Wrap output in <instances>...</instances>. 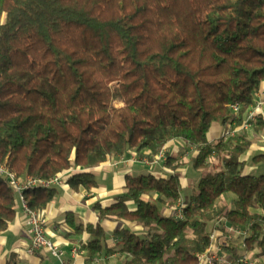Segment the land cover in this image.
<instances>
[{
    "label": "trees",
    "instance_id": "16d2710c",
    "mask_svg": "<svg viewBox=\"0 0 264 264\" xmlns=\"http://www.w3.org/2000/svg\"><path fill=\"white\" fill-rule=\"evenodd\" d=\"M263 80L264 0H0V165L21 179L83 170L65 182L90 189L89 170L108 157L152 159L179 141L198 172L182 216L161 209L173 211L183 187L184 162L168 155L165 177L126 175L114 203L94 206L88 255L101 252L100 222L112 217L141 228L113 231L126 264H198L227 226L244 232L241 254L264 264V173L242 159L251 139L244 129L211 138L243 123ZM252 123L264 129L261 115ZM55 193L23 197L41 212ZM17 201L0 175V232Z\"/></svg>",
    "mask_w": 264,
    "mask_h": 264
},
{
    "label": "crops",
    "instance_id": "0c3cea01",
    "mask_svg": "<svg viewBox=\"0 0 264 264\" xmlns=\"http://www.w3.org/2000/svg\"><path fill=\"white\" fill-rule=\"evenodd\" d=\"M257 93L258 99L263 103L256 110V114L261 115L264 121V80ZM223 129H225L224 126H215L211 138L213 140L219 138ZM247 133L252 142L249 150L255 153H263L264 129L257 131L254 127L253 129L249 127ZM182 147L183 144L181 142L170 141L164 147V157L152 163L143 162V158H145L143 156L147 152H142L143 155H140L133 150L121 155L125 160H122L121 156L108 157L102 164L89 170L93 173L96 181V185L90 189H86L82 185L71 187L66 182L53 186L56 193L41 212L46 218V236L64 252V259L70 264H121L120 261L123 260L122 264H126L125 257L118 251L113 231L122 227H129L136 231L141 228L132 222L112 217L102 219L100 223L105 230L106 238L101 252L91 257L87 253L86 244L92 241L94 236L86 231L85 226L86 224H96L99 221V213L94 206L97 204L104 207L114 203L116 197L124 192L126 175L138 176L152 173L165 177L170 172L164 166L166 157L175 155L182 159L183 154L185 155ZM179 170L183 176V187H186L189 184L188 181L183 183L186 180V172L183 171V167ZM257 170L259 169L256 166L254 167V165H248L247 163V173H254ZM75 172H83V170H75ZM17 199L16 214L13 220L5 230L0 232V264H59L57 259L46 250L38 251L34 254L28 253L30 235L28 233L27 215L20 199L18 197ZM187 199L181 198V203L184 204ZM161 209L168 214L171 212L165 206H162ZM80 225H82L81 229L76 230ZM218 245L219 241L214 246V252L216 251V253L217 249L221 251ZM74 248H76L75 252L73 251Z\"/></svg>",
    "mask_w": 264,
    "mask_h": 264
},
{
    "label": "built area",
    "instance_id": "2783aa9c",
    "mask_svg": "<svg viewBox=\"0 0 264 264\" xmlns=\"http://www.w3.org/2000/svg\"><path fill=\"white\" fill-rule=\"evenodd\" d=\"M263 102L258 99V93L255 94V98L253 104L250 106V109L244 119L243 123L237 127L232 128L230 124L225 126L223 129L221 136L225 139L229 136H233L235 132L244 129L247 130L249 127L253 125V120L256 116V110L260 108ZM232 109L237 112L238 106L236 104L231 106ZM164 157V150L160 151L157 155L152 158V161H149L146 157L143 158V162L145 163H152ZM122 160H125L123 156H121ZM77 171L78 169H71L67 172L55 175L48 179H40L31 176H27L23 179L18 178L13 172L7 170L4 166L0 165V175L4 176L8 179L10 185L14 189L17 194V197L20 199L24 211L27 215V222H28V233L30 235V244L27 249L29 254H34L38 251L46 250L48 251L53 257L57 259L59 264H70L68 261L64 259V252L54 243L52 242L45 233V224L46 218L42 214V212H38L32 210L28 207L26 201L23 197V191L25 189H34V188H52L55 185L64 184L67 176ZM184 204L178 203L176 208L171 211V214H175L176 216H182V208ZM236 232V231H235ZM237 233H244V232H237ZM213 238V235L211 236ZM244 245L241 244V247ZM76 251V248L73 250ZM214 244L210 245L207 250L198 255V264H252L248 259L247 255L240 254L237 258L234 259H219L214 255Z\"/></svg>",
    "mask_w": 264,
    "mask_h": 264
},
{
    "label": "rangeland",
    "instance_id": "374dc122",
    "mask_svg": "<svg viewBox=\"0 0 264 264\" xmlns=\"http://www.w3.org/2000/svg\"><path fill=\"white\" fill-rule=\"evenodd\" d=\"M250 129H253V127H250ZM183 153H185V155L183 154L182 156V161L184 162L183 165V171L186 172L185 178L186 180H184L183 183H187L186 181H188L189 184H187L186 187H182L180 194H181V198H188L192 192L193 187H195V184L197 183L198 180V172L195 171L193 169V167L191 166L189 159H190V155L192 153V151L188 152L186 150H184V148L182 147ZM259 154H263L264 152H251L250 150L247 151L244 156L242 157L243 160H247L246 162L248 163V165H254V167L256 166L259 170L255 171L254 174L259 175V174H263L264 173V156L262 157L261 160H259L257 163H253L252 162V157L254 155H259ZM149 161H152V159L147 158ZM250 162V163H249ZM146 172V171H145ZM148 174V173H146ZM156 176H159V174H157ZM189 179V180H188ZM232 195H229L228 198H231ZM227 230L229 231V234H226L225 237H223L220 241H219V245L218 247L221 248V251H219L217 249V253L215 251L214 255L219 258V259H232L234 253H236V255H240L243 251V248L241 247V237H239L237 232H233L230 231L231 228L229 226H227ZM226 245H231L234 246V250H230V249H226L224 246ZM215 246V243H214ZM248 259L250 260V262H252V264H258L261 263L262 258L259 257L257 258L256 256L253 255H247ZM237 258V257H235ZM124 261V260H123ZM123 261H120V263L122 264ZM220 260L218 261L219 264ZM217 264V263H216Z\"/></svg>",
    "mask_w": 264,
    "mask_h": 264
}]
</instances>
